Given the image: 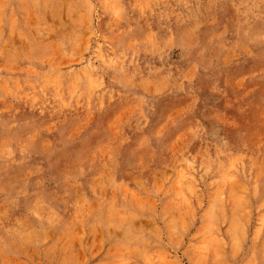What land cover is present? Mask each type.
<instances>
[{"label": "clouds", "instance_id": "clouds-1", "mask_svg": "<svg viewBox=\"0 0 264 264\" xmlns=\"http://www.w3.org/2000/svg\"><path fill=\"white\" fill-rule=\"evenodd\" d=\"M0 264H264V0H0Z\"/></svg>", "mask_w": 264, "mask_h": 264}]
</instances>
